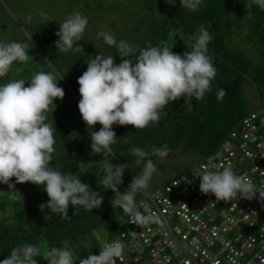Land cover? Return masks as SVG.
Returning a JSON list of instances; mask_svg holds the SVG:
<instances>
[{
  "label": "trees",
  "instance_id": "obj_1",
  "mask_svg": "<svg viewBox=\"0 0 264 264\" xmlns=\"http://www.w3.org/2000/svg\"><path fill=\"white\" fill-rule=\"evenodd\" d=\"M64 3L68 7L66 16L80 11L88 17L89 23L78 42L82 49L68 53L56 50L58 37L55 33L58 24L66 17L59 21L57 8L51 17L48 16L49 26L34 29L36 45L46 58L33 46L29 50L33 57L23 63L15 62L9 73L0 77V83L9 78L27 80L36 71L54 70L64 76L58 84L65 95L54 101L55 110L48 114L57 129L50 164L61 172L79 174L81 181L97 190L104 202L99 209L93 210L70 205L65 217L40 208L49 199L43 186L31 182L15 184L12 191L20 193L21 201L9 199L4 193L10 191L8 185L0 184V191H4L0 192V260L6 258L13 247L26 243L67 246L73 249V256L82 259L99 251L101 246L95 233L111 241L123 229L121 217L124 213L112 205L114 193L100 183L103 176L100 162L105 157L103 153L91 152L88 127L78 109L77 78L86 70V62L100 52L115 55L116 63L121 60L114 46L97 38L96 34L103 25H106L103 30L133 46L165 42L173 47L174 53L181 55L191 50L200 25H204L213 37L208 48L216 76L212 90L201 101L193 99L191 106L183 97L172 101L165 107L166 115L143 129L113 125L117 139L111 146L114 154L107 158L115 164H129L122 183L117 186L121 193L128 188L134 173L141 170L128 151L132 145L150 148L167 144L171 149L168 156L179 151L183 155H197L201 163L230 140L244 119L264 107V11L255 6L249 17L243 0H202L195 11L183 9L179 0L174 5L165 3V0H64ZM246 47L254 51L255 57ZM248 87L257 91L258 105H254L248 96ZM220 88L226 94L218 101L216 91ZM100 127L97 123L92 130ZM151 159L158 171L166 169L158 163L161 158L152 156ZM191 166L194 165L183 166L180 174ZM14 181L13 177L11 182ZM140 198L139 191L135 196L137 203ZM35 259L38 264H47L42 257Z\"/></svg>",
  "mask_w": 264,
  "mask_h": 264
},
{
  "label": "clouds",
  "instance_id": "obj_2",
  "mask_svg": "<svg viewBox=\"0 0 264 264\" xmlns=\"http://www.w3.org/2000/svg\"><path fill=\"white\" fill-rule=\"evenodd\" d=\"M179 2L189 11L197 10L202 4V0ZM243 2L249 17L253 15L254 6L264 11V0ZM165 3L174 5L176 0H165ZM38 11L42 17L47 16L44 11ZM88 23V17L82 12L69 13L58 24L56 50L61 53L81 50L78 42L82 40ZM96 35L108 46H114L116 55L121 58L116 63L115 55L100 52L86 62V70L77 78L78 109L88 127L91 152L103 153L105 157L100 162L103 173L100 183L114 193L112 205L127 214L129 222L137 225L160 223L154 212L141 211L135 196L148 188L153 175L158 173L151 157L164 158L171 149L167 144L150 148L132 145L128 151L134 163L141 166V171L121 193L117 186L122 183L129 164H115L107 158L114 154L111 146L117 139L113 125L143 129L166 115L165 107L172 101L183 97L190 106L193 99L201 101L212 90L216 76L208 48L212 34L200 25L191 50L182 55L174 53L173 47L165 42L140 47L125 39H117L110 31L100 30ZM32 36L28 37V42L0 40V77L8 74L15 62L23 63L33 57L29 51ZM63 77L54 70L36 71L27 80L9 78L0 83V184H6L10 189L0 192L6 193L9 199L22 201L20 193L12 191L15 184L31 182L43 186L49 199L40 208L66 217L70 205L93 210L99 209L104 200L97 190L81 181L79 174L61 172L50 164L57 129L48 114L55 110L54 101L65 95L58 84ZM225 94L223 88L217 89V100L221 101ZM97 123L101 127L92 130ZM192 175L199 178L202 193L214 194L218 200L227 201L237 196L252 200L258 194L264 201V181L254 183L247 175L237 174L228 165L219 168L215 163L200 165ZM13 177L14 183L11 182ZM125 249V242L117 237L106 241L99 248L98 255L97 252L89 253L80 259L73 256V249L67 246L26 243L13 247L0 264H38L36 257L44 258L47 264H74L73 258L80 259L79 264H116L117 258L124 261Z\"/></svg>",
  "mask_w": 264,
  "mask_h": 264
},
{
  "label": "built area",
  "instance_id": "obj_3",
  "mask_svg": "<svg viewBox=\"0 0 264 264\" xmlns=\"http://www.w3.org/2000/svg\"><path fill=\"white\" fill-rule=\"evenodd\" d=\"M212 163L228 165L254 183L264 181V107L204 161L162 188L140 191L141 211L154 212L160 223L137 225L124 213L126 224L118 237L126 249L124 261L117 258L116 264H264V201L258 194L252 200L237 196L224 201L202 193L192 173ZM73 261L79 264L80 259Z\"/></svg>",
  "mask_w": 264,
  "mask_h": 264
},
{
  "label": "rangeland",
  "instance_id": "obj_4",
  "mask_svg": "<svg viewBox=\"0 0 264 264\" xmlns=\"http://www.w3.org/2000/svg\"><path fill=\"white\" fill-rule=\"evenodd\" d=\"M57 8L58 13L56 18L61 21V19L66 16V13L68 12V7L67 4L64 3V0H0V40H18L28 42V37L33 35L30 42L31 44L29 43V50H31L34 46L41 52L40 48L36 45L37 39L34 29H45V27L49 26L50 22L47 21L49 19L48 16L51 17V13ZM38 10L44 11L47 13V16L42 17ZM105 28L106 25H103L99 28V30H103ZM246 48H248V53L252 57H255L254 51L249 47ZM35 53L37 54L36 51ZM42 56L46 58L43 53ZM247 93L254 105H258L259 95L257 91L254 88L248 87ZM199 162L200 159L197 155H183L179 151L175 152L171 156L158 159L159 165L165 167L166 169L158 171V173L153 175L146 190L153 192L162 188L179 176L184 168L183 166L195 165ZM125 171L127 172L126 168ZM140 171L141 170L135 172L134 174H139ZM134 176H132V179ZM121 222L124 225L126 224L124 217H121ZM94 236L97 237L101 247L107 241L103 239L99 233H95Z\"/></svg>",
  "mask_w": 264,
  "mask_h": 264
}]
</instances>
